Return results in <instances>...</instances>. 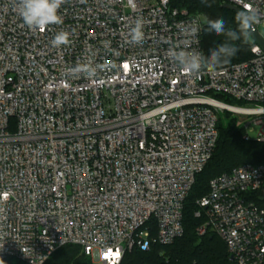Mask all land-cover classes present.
<instances>
[{
	"label": "built area",
	"instance_id": "2783aa9c",
	"mask_svg": "<svg viewBox=\"0 0 264 264\" xmlns=\"http://www.w3.org/2000/svg\"><path fill=\"white\" fill-rule=\"evenodd\" d=\"M224 3L255 11L253 33L264 26V0ZM59 15L30 29L17 0H0V262L45 264L75 245L94 264H120L183 236L219 113L257 117L260 132L249 122L245 139L264 143V48L254 42L252 59L193 75L170 53L204 55V18L171 0H67ZM137 20L139 44L129 35ZM59 31L69 43L56 47ZM89 64L95 78L74 73ZM262 188L264 165L245 164L196 201L206 217L198 235H217L231 264H264V209L247 199Z\"/></svg>",
	"mask_w": 264,
	"mask_h": 264
},
{
	"label": "trees",
	"instance_id": "16d2710c",
	"mask_svg": "<svg viewBox=\"0 0 264 264\" xmlns=\"http://www.w3.org/2000/svg\"><path fill=\"white\" fill-rule=\"evenodd\" d=\"M172 7L185 9L192 15H201L204 18L202 35V49L204 56L210 51L226 42V37L216 35L207 30V21L223 19L226 28H235L234 11L222 8L224 0H171ZM238 51L225 67L248 61L253 58L251 52L254 41L250 43L236 42ZM227 101L230 104L231 100ZM242 105L243 103H239ZM233 105V104H230ZM232 113L223 112L218 119V140L212 157L205 169L196 177L183 208L184 234L173 244L163 246L155 243L149 251L143 252L135 249L127 252L120 264H231L230 256L224 242L215 234L209 232L200 237L198 227L203 225L206 217L196 204V201L209 192L210 182L231 172L234 168L249 164L253 166L264 165V143L252 139H245L246 128L239 123V118L232 117ZM247 199L261 209H264V188L250 193ZM201 216L196 217V212ZM153 236L155 232L153 231ZM0 264H24L15 259H5ZM45 264H94L91 259L82 254L79 246L67 245L54 253Z\"/></svg>",
	"mask_w": 264,
	"mask_h": 264
},
{
	"label": "clouds",
	"instance_id": "9594fccd",
	"mask_svg": "<svg viewBox=\"0 0 264 264\" xmlns=\"http://www.w3.org/2000/svg\"><path fill=\"white\" fill-rule=\"evenodd\" d=\"M67 0H17L19 15L28 28L35 30H44L49 25L61 24L62 18L59 10ZM235 28H226L225 21L214 19L207 21V30L214 32L216 35L226 37V42L220 44L217 48L210 51L208 56H204L199 52L191 54L184 51H172L170 53L172 59L177 61L180 66L190 74H200L203 71H219L230 63L238 51L236 42L243 44L250 43V37L253 26L259 23V18L254 10L250 7L245 11L238 12L235 16ZM142 21L137 20L135 26L130 30L131 42L139 44L144 39ZM198 28L192 27L190 34L195 35ZM69 43V33L59 31L52 40L53 46L59 47ZM74 73H83L89 79H93L97 75L96 67L91 64L78 67Z\"/></svg>",
	"mask_w": 264,
	"mask_h": 264
},
{
	"label": "rangeland",
	"instance_id": "374dc122",
	"mask_svg": "<svg viewBox=\"0 0 264 264\" xmlns=\"http://www.w3.org/2000/svg\"><path fill=\"white\" fill-rule=\"evenodd\" d=\"M259 33L262 36V38L264 39V26H260L259 27ZM210 96L215 98L218 101L229 103L227 101V98L225 96L221 95V94H210ZM230 104L237 105V106H243V107H253L254 106V105H249V104L240 105L239 103H235V102H231ZM222 114L223 113H219V115H218L219 118L222 117ZM232 117L240 119V120H238L239 121L238 124L243 122L244 124L247 125L249 122H251L250 130H252L251 131V135L252 136H256L261 130V127L254 126L253 123H252L253 120L257 119V117L244 118V117H240V116H237V115H234V114L232 115Z\"/></svg>",
	"mask_w": 264,
	"mask_h": 264
},
{
	"label": "water",
	"instance_id": "95a60500",
	"mask_svg": "<svg viewBox=\"0 0 264 264\" xmlns=\"http://www.w3.org/2000/svg\"><path fill=\"white\" fill-rule=\"evenodd\" d=\"M222 8L223 9H226V10H230V11H234L236 14L238 12H241L242 10L233 6V5H230L228 3H224L222 5ZM251 39L257 43L260 47L264 48V39L261 37L260 33L259 32H252L251 33Z\"/></svg>",
	"mask_w": 264,
	"mask_h": 264
}]
</instances>
